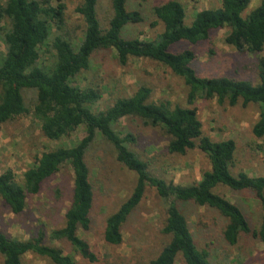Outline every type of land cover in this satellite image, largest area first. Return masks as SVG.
Returning a JSON list of instances; mask_svg holds the SVG:
<instances>
[{"label":"trees","instance_id":"obj_1","mask_svg":"<svg viewBox=\"0 0 264 264\" xmlns=\"http://www.w3.org/2000/svg\"><path fill=\"white\" fill-rule=\"evenodd\" d=\"M0 0V131L4 123L31 114L42 135L50 141L69 137L82 127L84 136L72 147L58 146L37 157L33 165L16 181L12 170L0 174V200L14 215H20L28 199L38 195L43 183L55 176L63 166L72 172V195L64 214L63 226L48 236L38 232L28 239H16L0 230L2 264H23L27 254L48 259L52 264H79L75 257L95 262L87 241L78 232H87L92 224L94 193L89 179L86 154L100 141L108 145L115 161L136 175V183L127 199L104 223L103 241L111 246L122 243L121 228L138 207L147 187L152 188L166 204V218L161 234L168 242L148 264H213L205 250H199L186 216L178 204L190 203L214 210L224 221L222 239L236 246L241 237H250L263 245L264 254V176L232 174L236 144L232 139L213 141L202 134V124L193 107L173 105L167 100L150 101L152 90L140 85L128 97L116 98L103 111H94L102 98L97 87L82 86L78 79L91 68L92 56L99 51L114 52L120 67L130 58L146 59L166 67L187 87L186 103L216 99L218 104L257 106L258 117L252 127L256 139L264 137V57L256 63L257 82L228 77H203L194 64L192 49L174 52L181 43L196 46L209 42L211 33L225 29L226 46L237 52L258 55L264 50V0L248 10L251 0H220L217 8L204 9L185 23V10L177 0H168L151 9L163 31L155 39L140 40L124 35L126 28L144 21L143 6L155 0H111V17L102 28L97 16L98 0H80L75 12L84 29L72 38L63 32L64 9L61 0ZM135 9H129V3ZM55 33L53 37L52 34ZM57 33V34H56ZM42 50L44 52H42ZM48 54L46 61L41 54ZM213 53V51H210ZM35 94L32 109L24 101L25 92ZM137 123L139 127L160 128L167 137V150L184 155L197 148L207 159L209 169L199 181L181 185L152 175L148 163L130 146L136 136L120 122ZM232 193L247 192L260 206L257 228L250 225L242 210L229 202L218 189ZM62 242L70 253L55 245Z\"/></svg>","mask_w":264,"mask_h":264},{"label":"rangeland","instance_id":"obj_2","mask_svg":"<svg viewBox=\"0 0 264 264\" xmlns=\"http://www.w3.org/2000/svg\"><path fill=\"white\" fill-rule=\"evenodd\" d=\"M168 0H155L143 6L144 21L126 28L124 35L140 40L155 39L163 31L155 20L151 9ZM185 10V23L190 24L193 15L201 10L217 8L220 0H177ZM56 5L55 0H51ZM65 6L63 32L72 38H78L84 29L80 16L75 12L80 0H61ZM259 0H251L248 10L256 7ZM136 4H128L135 9ZM97 16L102 28L107 26L111 17V0H98ZM227 30L220 29L211 33L209 42L191 46L186 43L173 47L174 52L192 49L196 56L194 68L199 76L228 77L235 80L257 82L256 63L264 57V50L258 55L237 52L226 46L223 39ZM57 34V33H56ZM55 36V33L52 34ZM5 49L0 41V54ZM213 51V53H210ZM42 52H44L42 50ZM48 54H41L46 61ZM82 86L97 87L102 98L94 106V111L107 109L116 98L128 97L140 85L152 90L150 101L167 100L173 105L193 107L202 124V134L213 141L232 139L236 144L234 163L231 172L249 176H264V137L256 139L252 127L257 120L255 104L243 108L228 103L218 104L216 99L198 100L192 106L186 103L188 89L183 82L161 64L130 58L120 67L114 52L99 51L93 54L91 68L78 79ZM35 94L24 93V101L32 109ZM119 128H124L136 136V143L130 148L148 163L150 173L166 182L187 185L199 181L204 171L209 169L205 156L197 149L188 150L184 155L171 154L167 150V137L160 128L139 127L136 122L123 120ZM84 136L82 127L77 128L69 137L59 141H50L40 132L38 123L31 114L14 118L1 127L0 131V174L12 170L15 180L21 181L23 173L30 168L41 153L58 146L72 147ZM89 179L94 193L92 224L87 232L78 235L87 241L96 257L95 262H87L75 257L79 264H148L169 237L161 234L166 218V204L156 192L147 187L138 207L128 217L121 228L122 243L111 246L103 241L105 219L114 213L121 203L131 194L136 175L115 161L112 149L96 142L86 154ZM229 202L237 205L245 214L250 225L257 228L260 222V206L252 194L232 193L226 188L217 190ZM72 195V172L63 166L60 171L41 187L38 195L28 199V205L20 215L12 214L0 200V230L16 239H28L38 232L48 236L51 230L60 228L64 223V214L69 207ZM181 212L189 221L196 247L205 250L213 264H264L263 245L250 237H241L238 245L229 246L222 239L225 221L211 209L197 207L190 203L178 204ZM55 245L69 254V247L62 242ZM23 264H52L48 259L27 254ZM0 264L2 260L0 258ZM175 264H183L178 257Z\"/></svg>","mask_w":264,"mask_h":264}]
</instances>
